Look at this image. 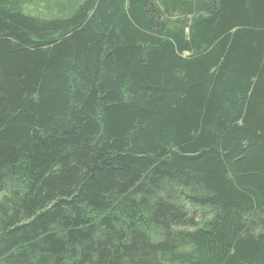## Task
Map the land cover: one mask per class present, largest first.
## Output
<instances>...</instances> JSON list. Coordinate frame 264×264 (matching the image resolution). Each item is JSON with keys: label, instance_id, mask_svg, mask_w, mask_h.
I'll list each match as a JSON object with an SVG mask.
<instances>
[{"label": "trees", "instance_id": "16d2710c", "mask_svg": "<svg viewBox=\"0 0 264 264\" xmlns=\"http://www.w3.org/2000/svg\"><path fill=\"white\" fill-rule=\"evenodd\" d=\"M0 264H264V0H0Z\"/></svg>", "mask_w": 264, "mask_h": 264}, {"label": "rangeland", "instance_id": "374dc122", "mask_svg": "<svg viewBox=\"0 0 264 264\" xmlns=\"http://www.w3.org/2000/svg\"><path fill=\"white\" fill-rule=\"evenodd\" d=\"M32 9V8H31ZM33 12H36L35 10H33Z\"/></svg>", "mask_w": 264, "mask_h": 264}]
</instances>
